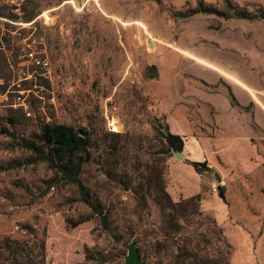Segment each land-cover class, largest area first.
Instances as JSON below:
<instances>
[{
	"label": "rangeland",
	"instance_id": "rangeland-1",
	"mask_svg": "<svg viewBox=\"0 0 264 264\" xmlns=\"http://www.w3.org/2000/svg\"><path fill=\"white\" fill-rule=\"evenodd\" d=\"M227 1L264 7L0 0V264H125L132 242L145 264H264V134L256 127L264 129V115L241 119L253 145L236 141L228 164L207 157L196 169L163 138L187 92L249 105L236 78L214 80L199 58L235 67L252 91L264 87V20L186 15L199 3L226 12ZM199 112L187 118L201 136ZM47 122L89 133L80 179L105 224L27 147L49 151L40 131ZM191 197L199 199L171 208Z\"/></svg>",
	"mask_w": 264,
	"mask_h": 264
},
{
	"label": "crops",
	"instance_id": "crops-1",
	"mask_svg": "<svg viewBox=\"0 0 264 264\" xmlns=\"http://www.w3.org/2000/svg\"><path fill=\"white\" fill-rule=\"evenodd\" d=\"M202 60L204 69L213 73L216 81H230V77H234L241 81L235 67H226L219 60ZM247 88L241 87L244 92L248 107H245V103L240 102L236 97L233 101L231 95L222 93L217 96L215 93L209 95H203L201 93L196 94L197 97L192 95V92H187L184 100L180 106L172 107L167 116L166 123L168 124L169 131L173 134L180 135L184 139V158L190 157L191 161L205 160L207 157L213 159V157H219L222 155L227 160L229 155L228 151L232 150L234 144L238 140H242L245 146L252 147L254 138H252L251 129L249 123L246 120V125L241 119L248 114L255 116L256 111L264 115V87L254 89L247 83L242 81ZM183 105L186 108H183ZM199 109L201 119L203 121V127L206 130L202 131L201 136L197 135L196 128L192 129L188 121L189 112L192 110ZM249 110V111H247ZM246 111V112H245ZM249 112V113H248ZM196 124H194L195 127ZM261 134H264V129H260L256 125ZM213 134V136H211ZM260 134V135H261ZM260 135H257L262 139ZM250 142V144H248ZM191 146L198 149L201 158H197L192 154ZM189 154V155H188ZM227 155V156H226ZM251 160V157L249 158ZM228 162V160L226 161ZM247 161H244V165Z\"/></svg>",
	"mask_w": 264,
	"mask_h": 264
},
{
	"label": "trees",
	"instance_id": "trees-1",
	"mask_svg": "<svg viewBox=\"0 0 264 264\" xmlns=\"http://www.w3.org/2000/svg\"><path fill=\"white\" fill-rule=\"evenodd\" d=\"M229 10L220 11L212 6H203L199 3L194 9H190L186 15L195 13L216 14L218 16L228 18H241L246 20L260 19L264 20V7L249 12L241 8L237 3L227 1ZM32 19V18H31ZM30 19V20H31ZM233 101L235 98L232 97ZM41 139L49 146V151L45 152L34 142H27V147L35 153L39 160L46 161L48 165L60 173V178L68 183L75 184L78 187L80 199L85 202L95 213L101 216L102 222L106 223V216L103 214L99 206H97L89 196L82 180L80 179V171L83 163L86 161L87 148L89 147V133L83 128H75L73 126L47 122L41 126ZM166 143L176 152H182L184 139L180 135L167 133L163 136ZM190 165L199 168L203 163L191 161ZM219 196L223 197L224 187L219 188ZM198 197H191L185 201L178 203H170L173 210H181L190 203L198 201Z\"/></svg>",
	"mask_w": 264,
	"mask_h": 264
},
{
	"label": "water",
	"instance_id": "water-1",
	"mask_svg": "<svg viewBox=\"0 0 264 264\" xmlns=\"http://www.w3.org/2000/svg\"><path fill=\"white\" fill-rule=\"evenodd\" d=\"M173 156L177 159H183L184 154L182 152H176L175 150H172ZM127 257L125 264H145L144 261L140 260L138 249L135 247V243L132 242L128 244L127 246Z\"/></svg>",
	"mask_w": 264,
	"mask_h": 264
},
{
	"label": "bare ground",
	"instance_id": "bare-ground-1",
	"mask_svg": "<svg viewBox=\"0 0 264 264\" xmlns=\"http://www.w3.org/2000/svg\"><path fill=\"white\" fill-rule=\"evenodd\" d=\"M150 46H151V48L153 49V47H154V45H153V41H150ZM199 62H200V63H203V62L200 61V60H199ZM234 82L237 83V84H239L240 86H242V87H244V88L249 89V88L247 87V85H245L242 81H240V80H238V79H234ZM196 151L198 152V149L192 148V152L194 153V155H196V156H200V155H199L200 153H196Z\"/></svg>",
	"mask_w": 264,
	"mask_h": 264
},
{
	"label": "built area",
	"instance_id": "built-area-1",
	"mask_svg": "<svg viewBox=\"0 0 264 264\" xmlns=\"http://www.w3.org/2000/svg\"><path fill=\"white\" fill-rule=\"evenodd\" d=\"M30 60H31V63H32L33 65H34V64H35V65H39V64L41 63L40 60L34 58L33 56H31ZM213 189H214V190L216 189V186H215V185H213Z\"/></svg>",
	"mask_w": 264,
	"mask_h": 264
}]
</instances>
